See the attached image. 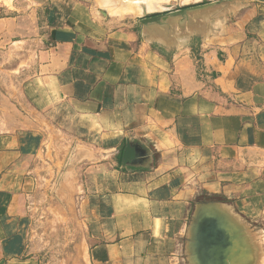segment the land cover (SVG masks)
I'll return each instance as SVG.
<instances>
[{
  "label": "crops",
  "instance_id": "crops-1",
  "mask_svg": "<svg viewBox=\"0 0 264 264\" xmlns=\"http://www.w3.org/2000/svg\"><path fill=\"white\" fill-rule=\"evenodd\" d=\"M70 4L54 5L51 46L28 69L33 118L0 120V264L40 263L31 206L56 115L88 152L74 163L86 165L77 221L92 264H188L204 205L253 230L264 264V0L231 16L227 36L156 49ZM20 32L18 18L0 21V53ZM128 144L136 158L124 165Z\"/></svg>",
  "mask_w": 264,
  "mask_h": 264
},
{
  "label": "rangeland",
  "instance_id": "rangeland-1",
  "mask_svg": "<svg viewBox=\"0 0 264 264\" xmlns=\"http://www.w3.org/2000/svg\"><path fill=\"white\" fill-rule=\"evenodd\" d=\"M62 1L0 0V21L15 17L21 25L18 39L21 43L13 51L0 53V120L6 123L15 121L28 125L33 118L26 100L28 69L35 65L38 52L51 46L50 16L54 5ZM68 1L70 8L80 5L87 18L100 28L112 32L134 30L156 49L179 44L197 47L213 37L227 36L228 27L233 23L231 16L242 13L253 0ZM154 13L160 14L152 15ZM152 16L160 17L147 21L146 18ZM49 120L55 122L50 125L49 142L44 151L47 158L41 172L42 185L31 206L29 244L40 257L39 264H92L87 245L81 243L82 227L77 221L86 165L74 163L81 152H88L78 148L76 140L72 143L70 139L67 143L68 135H74L72 130L67 132L70 123L66 117L56 115ZM72 172H75L73 176ZM238 235L240 256L235 264H260L263 253L260 237L249 228L239 229ZM189 242L190 235L185 244V256L188 264H193Z\"/></svg>",
  "mask_w": 264,
  "mask_h": 264
},
{
  "label": "water",
  "instance_id": "water-1",
  "mask_svg": "<svg viewBox=\"0 0 264 264\" xmlns=\"http://www.w3.org/2000/svg\"><path fill=\"white\" fill-rule=\"evenodd\" d=\"M157 17L160 16L146 19L151 21ZM135 158L136 149L128 144L123 155L124 165L131 164ZM238 231L234 220L216 206L200 207L190 228L188 248L193 264H235L240 256Z\"/></svg>",
  "mask_w": 264,
  "mask_h": 264
},
{
  "label": "bare ground",
  "instance_id": "bare-ground-1",
  "mask_svg": "<svg viewBox=\"0 0 264 264\" xmlns=\"http://www.w3.org/2000/svg\"><path fill=\"white\" fill-rule=\"evenodd\" d=\"M152 6V5H151ZM153 7V6H152ZM150 8V10L152 9L151 7H148V9ZM157 14H160V13H157ZM262 249V248H261Z\"/></svg>",
  "mask_w": 264,
  "mask_h": 264
}]
</instances>
